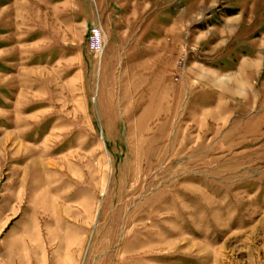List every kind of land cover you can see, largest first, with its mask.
<instances>
[{
  "label": "rangeland",
  "instance_id": "obj_1",
  "mask_svg": "<svg viewBox=\"0 0 264 264\" xmlns=\"http://www.w3.org/2000/svg\"><path fill=\"white\" fill-rule=\"evenodd\" d=\"M8 239L32 264H264V0H0Z\"/></svg>",
  "mask_w": 264,
  "mask_h": 264
},
{
  "label": "crops",
  "instance_id": "obj_2",
  "mask_svg": "<svg viewBox=\"0 0 264 264\" xmlns=\"http://www.w3.org/2000/svg\"><path fill=\"white\" fill-rule=\"evenodd\" d=\"M13 241L8 239L6 243H0V264H32L25 246L17 247ZM39 264H47V262L45 260Z\"/></svg>",
  "mask_w": 264,
  "mask_h": 264
},
{
  "label": "built area",
  "instance_id": "obj_3",
  "mask_svg": "<svg viewBox=\"0 0 264 264\" xmlns=\"http://www.w3.org/2000/svg\"><path fill=\"white\" fill-rule=\"evenodd\" d=\"M90 38H91L90 41H91L92 46L95 49L100 50L105 41H104L102 30L99 26L94 25L91 28Z\"/></svg>",
  "mask_w": 264,
  "mask_h": 264
},
{
  "label": "bare ground",
  "instance_id": "obj_4",
  "mask_svg": "<svg viewBox=\"0 0 264 264\" xmlns=\"http://www.w3.org/2000/svg\"><path fill=\"white\" fill-rule=\"evenodd\" d=\"M8 15V14H7Z\"/></svg>",
  "mask_w": 264,
  "mask_h": 264
}]
</instances>
